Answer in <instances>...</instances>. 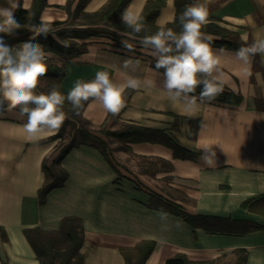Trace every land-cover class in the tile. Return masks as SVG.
I'll use <instances>...</instances> for the list:
<instances>
[{
  "label": "crops",
  "instance_id": "obj_1",
  "mask_svg": "<svg viewBox=\"0 0 264 264\" xmlns=\"http://www.w3.org/2000/svg\"><path fill=\"white\" fill-rule=\"evenodd\" d=\"M66 1L47 0L49 5L40 18L65 20L67 13L56 5ZM106 1L89 0L85 10L95 11ZM146 1L131 0L125 11L141 12ZM163 1L155 20L158 26L175 16V0L172 4ZM199 2L210 8L216 24L240 39L245 32L251 43L257 35H264V0ZM17 3L28 8L32 0H0V9H12ZM124 42L131 43L135 51L129 53L123 44L116 46L105 38L90 39L86 51L66 64L63 89L70 91L77 79L104 69L117 83L129 76L141 80L139 89H131L118 122L163 129L183 147L199 151V155L196 160L174 158L169 147L151 142L129 143L130 153L170 161L172 170L157 172L155 177L170 175L171 192L155 191L190 214L235 220V231L210 233L200 227L192 228L180 216L148 207L152 189L143 184L139 189L135 177L126 176L120 168L124 176L118 178L100 151L88 145L74 147L64 156L61 165L68 173L64 186L52 189L39 205L37 191L44 179L42 160L55 147L57 139L49 138L57 131H45L39 139L29 138L22 127L26 118L20 117L19 109H9L5 102L6 108L0 112V226L7 240L0 234V264H38L23 228L56 229L65 215H76L84 221L80 249L83 264H125L119 248L142 240L154 243L144 264H165L180 252L190 260H211L238 247L247 250L246 264H264V58H252L248 75L235 59L236 49L212 46L220 59V81L227 90L241 95L242 100L235 106L198 101L193 118H200L201 125L192 139L190 117L184 114L183 104L171 101L163 89V70H155L153 57L144 53L139 42ZM129 58L139 60V67L124 69L122 62ZM147 79L155 82L153 87L143 84ZM106 114L100 102L93 100L83 111L94 128L101 126ZM116 126L112 118L106 124ZM207 143L219 144L213 145L215 166H207L200 159V147ZM243 221L261 227L242 231L246 227Z\"/></svg>",
  "mask_w": 264,
  "mask_h": 264
},
{
  "label": "trees",
  "instance_id": "obj_2",
  "mask_svg": "<svg viewBox=\"0 0 264 264\" xmlns=\"http://www.w3.org/2000/svg\"><path fill=\"white\" fill-rule=\"evenodd\" d=\"M88 1L67 0L63 5H56L67 13V18L65 20L51 21L50 31L46 35L36 38V42L41 45L48 56L47 74L40 77L35 89L37 94L41 92L47 94L55 86L67 97L69 91L64 90L61 84L66 74V64L86 51L87 43L90 39L101 37L107 39L113 45L121 46L126 39L139 42L144 36L152 35L158 31V25H156L155 20L164 5L163 0H147L145 2L140 12L143 20V30L138 34L132 33L131 29L127 28L122 22V14L131 0H107L100 8L92 12L85 10ZM194 2L195 0H175L176 21L168 23L167 27L179 33L181 25L178 18L185 7ZM48 5L47 0H32V4L28 8L18 7L15 10V17L20 25L19 29H15L12 35L0 33V36H3L5 42L13 48L16 44L28 40L33 34V29L40 26L42 21L40 14ZM207 8L209 13L208 23L202 27L201 31L214 36L212 37L211 46H222L236 50L244 46V42L237 34L214 22L215 17L212 15L210 8ZM247 43L251 44V40ZM255 60H257L256 56ZM152 64L155 65V60L152 61ZM108 72L111 76L110 71ZM94 77L95 74L82 80L87 81ZM223 89L222 94L211 102L235 106L242 100L241 95L227 90L224 85ZM131 92V89H128L125 93V106ZM199 92L200 89L197 88L195 93L197 97ZM88 102L84 104L78 113L73 110L71 103L67 99L62 105V111L66 114V119L59 130L49 138L50 140L57 139V143L42 160L41 168L44 179L37 191L39 205L46 201V196L52 189L64 186L68 173L62 167L61 162L64 156L74 147L88 145L98 149L114 168L118 178H122L124 174L119 170L117 162L114 160L111 146L113 140L120 143V146L117 147L118 149L129 154H131L129 143L151 142L169 147L173 152L174 158L191 160L198 158L199 151L183 147L163 129L130 122H118L119 113L113 115L107 112L101 126L94 128L91 122L83 115L84 108ZM5 108L6 103L0 106V112H3ZM111 118L118 127H106L107 122ZM188 121L189 137L194 139L201 125V119L192 117ZM174 127H177V124H174ZM131 155L137 158L142 165L143 170L140 171L141 173L155 175L157 172L172 170V164L168 160L134 153ZM122 167L127 170V167ZM164 177L171 179L170 175ZM134 182L141 189L142 186L137 177H135ZM148 207L180 216L192 228L200 227L210 233L235 231L232 227L236 223L235 220L220 219L219 217L203 214H190L180 204L169 200L155 190L150 193ZM243 222L246 227L242 231L261 227L251 221ZM84 231V221L76 215L63 216L58 228L52 230H46L39 226L23 228V234L32 247L38 264H83L84 257L80 249L84 241ZM0 234L2 239L7 240L2 226H0ZM153 247V242L142 240L134 246L120 247L119 251L124 258L125 264H144ZM227 256L231 258V264H246L247 250L246 248L238 247L218 258L202 261L190 260L186 254L180 252L169 257L165 264H219L221 259Z\"/></svg>",
  "mask_w": 264,
  "mask_h": 264
},
{
  "label": "clouds",
  "instance_id": "obj_3",
  "mask_svg": "<svg viewBox=\"0 0 264 264\" xmlns=\"http://www.w3.org/2000/svg\"><path fill=\"white\" fill-rule=\"evenodd\" d=\"M170 4L173 0H169ZM15 4L12 9H0V33L12 35L20 25L15 17ZM208 8L205 3L195 0L185 7L179 16V33L167 27L176 17L158 26V31L144 36L140 46L146 55L155 60L154 68L163 69V89L173 102H181L184 114L195 117L200 103L211 102L223 92V83L219 79L220 59L211 46L212 37L201 31L208 23ZM122 22L132 33L143 30L140 12L131 9L122 14ZM50 20H42L39 27L33 29L32 36L17 48L8 45L0 36V106L5 102L9 109H19V115L26 118L22 127L29 138L39 139L40 134L48 131L54 134L62 126L66 114L62 105L67 99L77 113L89 100L98 101L103 109L113 115L125 107V93L128 89L137 90L142 81L129 76L124 82L117 83L110 78L109 72L99 70L91 80L77 79L65 97L55 86L47 94L36 93L39 79L47 74L45 52L36 38L50 31ZM248 33L241 35L244 46L235 51V59L243 70L251 75L252 58L260 55L264 58V35H257L248 44ZM129 52L135 49L131 43L123 42ZM222 51V50H221ZM140 61L131 58L122 62V67H139ZM148 87L155 82L143 81ZM197 88L199 95H195ZM213 145L207 143L200 147L201 161L207 166H215L216 152Z\"/></svg>",
  "mask_w": 264,
  "mask_h": 264
},
{
  "label": "rangeland",
  "instance_id": "obj_4",
  "mask_svg": "<svg viewBox=\"0 0 264 264\" xmlns=\"http://www.w3.org/2000/svg\"><path fill=\"white\" fill-rule=\"evenodd\" d=\"M118 127V125L116 126ZM111 146L113 148L114 160H116L118 168L122 170L128 177H137L138 181L143 184L146 188L152 190H159L161 192H171V180L165 177H155V175H151L150 173H141L143 170L142 165L139 163L137 158H134L132 155L125 153L124 151L118 149L120 143L116 140L111 142ZM127 167V170H124L122 166ZM130 171V172H128ZM176 190V188H175ZM175 192V191H174ZM176 194V193H174ZM232 260L229 256L221 259L219 264H231Z\"/></svg>",
  "mask_w": 264,
  "mask_h": 264
},
{
  "label": "built area",
  "instance_id": "obj_5",
  "mask_svg": "<svg viewBox=\"0 0 264 264\" xmlns=\"http://www.w3.org/2000/svg\"><path fill=\"white\" fill-rule=\"evenodd\" d=\"M45 56H46V64L48 65V56L46 53H45Z\"/></svg>",
  "mask_w": 264,
  "mask_h": 264
}]
</instances>
